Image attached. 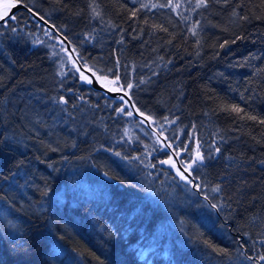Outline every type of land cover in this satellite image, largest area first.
<instances>
[{"label": "trees", "instance_id": "16d2710c", "mask_svg": "<svg viewBox=\"0 0 264 264\" xmlns=\"http://www.w3.org/2000/svg\"><path fill=\"white\" fill-rule=\"evenodd\" d=\"M17 1L152 126L0 23V264H264V0Z\"/></svg>", "mask_w": 264, "mask_h": 264}, {"label": "water", "instance_id": "95a60500", "mask_svg": "<svg viewBox=\"0 0 264 264\" xmlns=\"http://www.w3.org/2000/svg\"><path fill=\"white\" fill-rule=\"evenodd\" d=\"M7 5H11L10 7H7ZM19 10H25L28 12L37 22L38 25L40 26L41 24L46 28L47 30H50L51 32H55L56 35L65 43L66 49L69 51L70 55L72 58L75 60L77 67L83 72V79L84 82L92 87L93 89L100 90L104 93V95L108 98L114 99L116 101H124L127 100L131 109L133 110L134 114L137 116L143 118L148 126L151 125V120L149 117L145 116L144 114L141 115V113L136 109L133 99L129 95L127 91L124 89H119V88H111L106 86L102 81H100L94 74V72L87 68L84 67L81 62L78 60L76 57L69 41L58 31L56 28L50 24L47 20H45L43 17H41L39 14H37L32 8L27 6L26 4L22 3V1H17V0H1L0 1V23H5L8 25L7 20L15 15ZM85 77L87 79H85ZM123 97V100L120 98ZM164 142L167 143V140L163 138ZM175 155V154H174ZM176 158V167L175 168H180L181 171L185 172V175H187L191 180H192V186L196 185L197 179L194 177V175L191 173L190 170H185L184 167L180 164L179 158L175 155ZM194 187V186H193ZM199 191L200 187H194ZM260 264V263H259Z\"/></svg>", "mask_w": 264, "mask_h": 264}, {"label": "snow or ice", "instance_id": "6c2138e0", "mask_svg": "<svg viewBox=\"0 0 264 264\" xmlns=\"http://www.w3.org/2000/svg\"><path fill=\"white\" fill-rule=\"evenodd\" d=\"M10 6L11 5H7L6 8L10 7ZM85 79H87V78L85 77ZM129 87H131V85H129ZM120 99L123 100V97H121ZM236 110L239 111V109H236ZM120 111L123 112L124 110L121 109ZM127 115L131 116L132 113L128 112ZM141 115H143V113H141ZM165 147H166V149L171 150L177 157L180 155V151L177 150L176 148H173L172 144H167V145H165ZM184 151H187V149H184ZM217 151H218V149H217ZM117 155H119V154L117 153ZM202 160H203V157L200 156V154L197 152L195 159H192L187 164H185L184 161H180V164L184 167L185 170H190V169H192L193 164H199L200 162H202ZM160 163L170 164L172 167H174V168L176 167V162L173 161L171 159V157H169L168 160L160 161ZM176 171L180 175L181 179H183L187 184H192V180L187 175H185L184 171H181L180 168H176ZM105 175H107V173ZM193 186L199 187V185H193ZM216 191H218V189H216ZM211 207H215V205H211ZM260 259L264 260V256L260 257Z\"/></svg>", "mask_w": 264, "mask_h": 264}, {"label": "rangeland", "instance_id": "374dc122", "mask_svg": "<svg viewBox=\"0 0 264 264\" xmlns=\"http://www.w3.org/2000/svg\"><path fill=\"white\" fill-rule=\"evenodd\" d=\"M1 1V0H0ZM10 18H14V16H11ZM9 18V19H10ZM7 23H8V20H7ZM57 54H58V60H59V64L60 66H71L72 67V61L69 57L68 54H66V52H63V48L61 46H58L57 47V50H56ZM96 77H98V75L95 74ZM100 79V78H99ZM106 86L108 87H111V88H116L114 83L113 82H109V81H102ZM191 171V169H190Z\"/></svg>", "mask_w": 264, "mask_h": 264}, {"label": "bare ground", "instance_id": "6f19581e", "mask_svg": "<svg viewBox=\"0 0 264 264\" xmlns=\"http://www.w3.org/2000/svg\"><path fill=\"white\" fill-rule=\"evenodd\" d=\"M172 153H173V152H172ZM173 155H174V154H173ZM173 155H172V156H173ZM179 156H180V155H179ZM174 158H175V157H174ZM174 160H175V159H174ZM175 171H176V170H175ZM175 171H174V172H175ZM176 172H177V171H176Z\"/></svg>", "mask_w": 264, "mask_h": 264}]
</instances>
